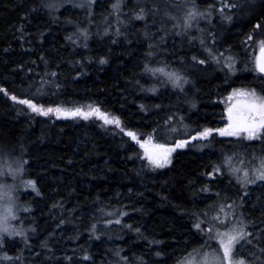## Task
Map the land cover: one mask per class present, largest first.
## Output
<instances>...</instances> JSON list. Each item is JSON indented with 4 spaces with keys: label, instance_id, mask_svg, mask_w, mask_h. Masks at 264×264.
I'll list each match as a JSON object with an SVG mask.
<instances>
[{
    "label": "trees",
    "instance_id": "obj_1",
    "mask_svg": "<svg viewBox=\"0 0 264 264\" xmlns=\"http://www.w3.org/2000/svg\"><path fill=\"white\" fill-rule=\"evenodd\" d=\"M48 2L0 0V149L36 185L19 199V250L0 264H73L67 245L99 246L100 228L119 248L102 247L93 264H175L214 251L208 231L237 215L250 263L264 264V195L242 182L244 166L264 170V129L252 140L189 142L163 167L137 143L173 147L218 128L236 89L264 98L254 54L264 0H122L117 21L112 0L82 13ZM159 68L181 84L164 85ZM90 106L121 127L70 115Z\"/></svg>",
    "mask_w": 264,
    "mask_h": 264
},
{
    "label": "rangeland",
    "instance_id": "obj_2",
    "mask_svg": "<svg viewBox=\"0 0 264 264\" xmlns=\"http://www.w3.org/2000/svg\"><path fill=\"white\" fill-rule=\"evenodd\" d=\"M110 1L111 0H49L48 8L49 9L50 7L57 8L58 6H61V7H64V9L66 10L73 9L75 10V12L82 13L85 10H88V8H93L94 5H99V7L107 9V5L109 4ZM121 1L122 0H112L111 4H109V7L112 8L113 13L115 14L114 17L116 21L119 20V17H120V15L117 16L118 13H116V11H118L117 7L120 5ZM185 26H187V24ZM168 42L172 46L174 43H176L173 41L172 38L168 39ZM260 47H261V43L259 42L258 45L255 46L256 49L254 48L255 55L258 54ZM224 63L228 67L232 66L231 61L229 59H227ZM255 64H256V56H255ZM159 69H162V68H159ZM155 78L161 80V82L164 85H168V84L180 85L181 84L180 76L176 73L166 71V69H163L162 72L156 71ZM1 90L2 89L0 88V91ZM236 93H245L246 95H234ZM251 93H255L257 97H261L258 93L249 91L247 89H236L229 96L227 106L221 112L222 123L218 128L211 130V134L207 138H200V136H198V137L191 139L188 142H180L178 144H183L185 146L187 143L195 141V140H207L212 135H218L219 137H222V138H235V139L238 138V139L252 140V139H248L247 138L248 134L244 132H241L235 136H222L219 134L220 129L227 128L229 125V119H228L229 109L232 108L234 114L242 110L245 107V105L251 101L252 99V96L250 95ZM43 116H46V115H43ZM91 116L92 118L98 119L96 115H91ZM59 117H70V116L60 115ZM108 117L115 118L110 115H108ZM99 120L103 121L102 119H99ZM112 125H115V124H112ZM261 130L262 129H260V131ZM253 139H256V138H253ZM141 144L143 143H138L140 147H141ZM144 145L145 147H141V148L145 152L147 149L148 153L152 154L154 157L161 155L160 148L155 147V146H150L147 144H144ZM177 145L173 147H165V146L163 147L164 149H173L167 154V158L170 156V154L174 150L181 148V147H177ZM23 166H24L23 162L21 161L19 156L9 154L0 149V220H3L5 216H8L7 227L9 229L8 233L0 232V238H2V242H0V261L4 260L2 256L6 255L5 254L6 250L12 255L16 254L14 251L19 250L17 243L13 242L12 240V237H14V235L15 237H17L15 233L19 232L16 226V221H17L18 213H19L18 211L19 199L24 196L25 198H29L31 195L29 192L34 191L28 184L30 179L26 178L25 173L23 171ZM244 168L246 169V171L242 169V182L249 183V181L252 182V180L253 181L255 180L254 182L257 183V185L253 186L251 190H252V195L254 194L256 198L258 199L260 196L264 195V182L263 180L257 179L258 175L260 174V170H263V168L260 167V165L252 166L250 168L244 166ZM238 170H241V169H238ZM245 173H247V175H245ZM9 212H10V215H9ZM12 217H15V218H12ZM218 221H221V223L220 224L216 223V225L210 228V230L208 231V237L216 245L215 250L214 251L205 250V251L193 252L189 254L188 256L182 258L181 260H177L175 264H227V261L222 260L223 249L220 244L222 234L223 233H234L235 234V233L240 232V230H243V232L247 234V229L243 221L241 220L240 216L238 215L231 219H228L227 221H225L224 218ZM98 231L102 235V238L100 239L101 244H99V246H97V244L94 246L93 244H88L89 241L86 238V240L85 239L82 240V242L78 245V247H76L77 245L76 246L74 245L75 247H73V245L68 244L67 245L68 251L66 250L65 253H62V256L64 257L67 256L69 258V261L73 264H93L92 262L98 259L94 257V253L97 255H100L101 254L100 250L102 249V247L104 248V246H108L110 248H116V249L119 248V244L115 239L104 237V234H108V231L105 228H100ZM246 237L247 235L245 236L244 239L239 240V242L235 244V247L233 250V258L238 259V260L242 259L244 261V264H251L250 263L251 259H253L255 255L252 249H250L245 243ZM86 246L88 247V250L89 249L93 250V253H91V257H89L90 251L88 252L87 249H86L87 251L80 250L81 247H86ZM85 257H87V259H85ZM7 260L12 261V257L10 256V259H7ZM56 261H58V259ZM42 262H43L42 260H38L36 264H43ZM98 262L99 260H97L95 264H97Z\"/></svg>",
    "mask_w": 264,
    "mask_h": 264
},
{
    "label": "snow or ice",
    "instance_id": "obj_3",
    "mask_svg": "<svg viewBox=\"0 0 264 264\" xmlns=\"http://www.w3.org/2000/svg\"><path fill=\"white\" fill-rule=\"evenodd\" d=\"M251 39V37H249ZM102 63L104 61H101ZM203 63V61H201ZM257 68L261 73H264V41L261 42L260 47V57L257 60ZM156 71H163V69H157ZM234 95H246L245 93H236ZM252 96L251 101L245 105V107L233 113V109H229V125L227 128L220 129L219 134L222 136H235L241 132L247 133L248 139L259 138L258 133L260 129H264V98L257 97L255 93L250 94ZM15 99V97H13ZM20 103L28 104L34 112H37L41 115H48L49 113L55 112L58 117L61 113V109L56 108H48L47 110L43 108H38L36 105L29 103L28 101H19ZM70 115L76 116L80 115L84 118H88L90 115H96L98 119H102L105 124H115L117 127L120 126V121L116 118H109L108 115L101 113L98 108H91L88 113L82 112L80 109H76L75 111L71 112ZM123 131V129H121ZM133 140H136V136L132 132H127ZM211 134L210 129L204 130L200 133V138H207ZM137 143L139 141L137 140ZM145 143H150L146 141ZM183 144H178L177 147H183ZM141 147H145L144 144H141ZM161 149V155L154 157L152 154L148 153L146 149V155L151 164L156 167H163L167 163H169L167 154L172 151L173 149H164L163 146H157ZM247 175V173H245ZM257 179L264 180V170H260V174L258 175ZM29 186L36 191V185L33 181L28 182ZM10 215V212H9ZM15 218V217H12ZM7 220L8 216H5L3 220H0V232L8 233L9 229L7 227ZM199 227V225H196ZM16 235H20L21 233H15ZM247 234L240 230L238 233H223L222 238L220 240L221 247L223 249V258L222 260L227 261V264H244L242 259H234L233 258V250L235 244L239 242V240L244 239ZM0 242H2V238H0ZM3 259H9V257L5 256ZM87 259V257H85Z\"/></svg>",
    "mask_w": 264,
    "mask_h": 264
},
{
    "label": "water",
    "instance_id": "obj_4",
    "mask_svg": "<svg viewBox=\"0 0 264 264\" xmlns=\"http://www.w3.org/2000/svg\"><path fill=\"white\" fill-rule=\"evenodd\" d=\"M259 57H260V50H259L258 54L256 55V68H257V60L259 59ZM257 71H258L261 75H264V73H261V72L258 70V68H257Z\"/></svg>",
    "mask_w": 264,
    "mask_h": 264
},
{
    "label": "bare ground",
    "instance_id": "obj_5",
    "mask_svg": "<svg viewBox=\"0 0 264 264\" xmlns=\"http://www.w3.org/2000/svg\"><path fill=\"white\" fill-rule=\"evenodd\" d=\"M108 6V5H107ZM186 7V6H185Z\"/></svg>",
    "mask_w": 264,
    "mask_h": 264
}]
</instances>
